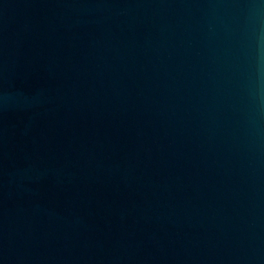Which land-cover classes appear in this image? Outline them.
Here are the masks:
<instances>
[{"label":"water","instance_id":"95a60500","mask_svg":"<svg viewBox=\"0 0 264 264\" xmlns=\"http://www.w3.org/2000/svg\"><path fill=\"white\" fill-rule=\"evenodd\" d=\"M0 264H264V0H0Z\"/></svg>","mask_w":264,"mask_h":264}]
</instances>
